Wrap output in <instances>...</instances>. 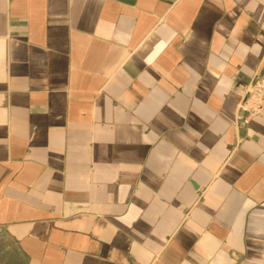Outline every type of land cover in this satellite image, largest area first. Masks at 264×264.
<instances>
[{
	"label": "crops",
	"instance_id": "0c3cea01",
	"mask_svg": "<svg viewBox=\"0 0 264 264\" xmlns=\"http://www.w3.org/2000/svg\"><path fill=\"white\" fill-rule=\"evenodd\" d=\"M264 0H0L3 264H264Z\"/></svg>",
	"mask_w": 264,
	"mask_h": 264
},
{
	"label": "built area",
	"instance_id": "2783aa9c",
	"mask_svg": "<svg viewBox=\"0 0 264 264\" xmlns=\"http://www.w3.org/2000/svg\"><path fill=\"white\" fill-rule=\"evenodd\" d=\"M251 96L260 101H264V75L259 77L252 85V90L249 91Z\"/></svg>",
	"mask_w": 264,
	"mask_h": 264
},
{
	"label": "rangeland",
	"instance_id": "374dc122",
	"mask_svg": "<svg viewBox=\"0 0 264 264\" xmlns=\"http://www.w3.org/2000/svg\"><path fill=\"white\" fill-rule=\"evenodd\" d=\"M10 242L7 240V237L0 231V264L6 259H10L11 255L9 253Z\"/></svg>",
	"mask_w": 264,
	"mask_h": 264
}]
</instances>
